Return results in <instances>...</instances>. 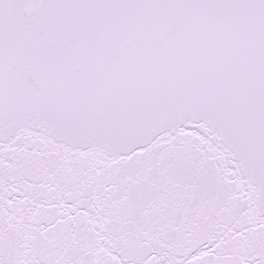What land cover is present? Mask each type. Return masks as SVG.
<instances>
[{
    "label": "snow or ice",
    "instance_id": "snow-or-ice-1",
    "mask_svg": "<svg viewBox=\"0 0 264 264\" xmlns=\"http://www.w3.org/2000/svg\"><path fill=\"white\" fill-rule=\"evenodd\" d=\"M0 264H264V0H0Z\"/></svg>",
    "mask_w": 264,
    "mask_h": 264
}]
</instances>
